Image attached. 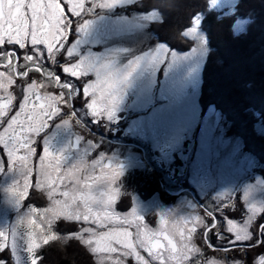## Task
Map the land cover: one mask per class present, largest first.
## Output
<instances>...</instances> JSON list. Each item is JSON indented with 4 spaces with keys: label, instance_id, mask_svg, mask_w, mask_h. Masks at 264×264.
<instances>
[{
    "label": "flooded vegetation",
    "instance_id": "obj_1",
    "mask_svg": "<svg viewBox=\"0 0 264 264\" xmlns=\"http://www.w3.org/2000/svg\"><path fill=\"white\" fill-rule=\"evenodd\" d=\"M100 1L84 0V8L88 11L82 12L80 17L71 16L74 25L68 47L64 52L40 58L38 67L43 69L41 73L35 71L30 61L23 60L26 54L35 55L30 44L26 45L25 49H18V46L14 45L0 47V51H16L12 60L17 65L13 71L4 67L7 61L0 58V72L5 74L0 77V84L3 85L0 87V105L7 106L9 94L15 97L13 106L18 105L26 94L24 89L32 80L37 82V88L30 96L32 103L38 105L42 102L35 100L37 93L41 96L48 93L56 95L62 90L68 97L67 108L52 120L42 134L40 144L42 145L44 140L47 141L49 154L45 156L42 147L38 148V154L35 156L29 155L26 149L18 148L11 163L14 165L26 161L33 166L39 163L40 157H44L43 161L51 171L53 188L58 177L68 179L77 190L80 186V194L84 196L79 197L77 201L87 205L94 217L97 216L98 209L93 206L103 205L105 210L99 217H102L106 224L116 225L120 232L126 229L131 233L128 238L130 244L136 243L137 232L149 246L158 241L162 247L153 250L164 255L165 264H209V261L214 264H264V234H259L258 231L259 226L264 225V213L254 215L249 220L252 209L255 208L258 212L264 210V197L260 202L256 198L257 204L248 211L249 208L245 206V200L246 203L249 202L247 172L234 181L233 174L228 172L220 174L215 181L210 178L216 172L201 159V127L195 124L189 132V126H182L181 133L185 130L186 134L190 133L189 137H185L179 133V124L163 123V120L155 117L153 108L154 103L159 102L160 92H147L145 108H135L136 103L132 101L137 98L138 84L135 83L136 78L133 81L129 79L135 77V68L126 66L138 56L139 46L134 44L132 48L128 41L116 38L117 30L121 26L117 24L118 19L121 16L129 17L121 11L123 7L113 6L112 10H104L105 8L99 7ZM6 2L10 5L12 0H0V13ZM44 2L47 3L48 0ZM78 3L79 0H63L61 8L67 12ZM130 5L126 4L125 7ZM84 22H88L89 26L82 32L79 28ZM129 36H133L131 32ZM39 47L46 55L44 46ZM69 48L73 53L71 56L67 55ZM79 61L85 64L89 61L97 62V66L93 72L81 76L78 80L64 74L62 65H75ZM105 65L110 66V70ZM123 68L126 69L124 74ZM24 70H28L27 78L16 75V71ZM122 74L129 79L124 85L118 79ZM54 76L61 78L58 87ZM9 78L15 83L9 84ZM88 81L94 84L89 92L97 100V111L103 113L110 106L113 97L121 96L118 121L95 122L79 93ZM115 82L116 86L109 87L115 85ZM67 84L72 85L71 92L65 87ZM162 98L164 101L166 96L163 95ZM175 99L174 104L172 103L176 105L175 108L172 107L173 114L177 113L181 102L179 96H175ZM211 111L208 110L203 115L199 112L198 118L201 119ZM213 112L212 115H215ZM161 116L164 118V115ZM65 120H69L67 125H64ZM219 126L222 128V125ZM157 128L160 131H156ZM0 134H3L5 139L8 138V134L3 133V128H0ZM28 135L33 140L36 139L35 133L29 132ZM222 136L228 139L223 133ZM208 145L215 146V142ZM0 148H3V144H0ZM240 149L238 151L241 155L248 156ZM7 151L4 149L0 152V158L9 164ZM100 152L105 153L104 158L99 157ZM220 157L227 159L225 155ZM119 166L122 168V176L119 174ZM252 173L255 174L253 171ZM33 179L27 196H31L32 190L39 191L35 188V177ZM45 193L42 194L48 204ZM29 207L41 209L34 205ZM208 212L214 214L216 226L206 235V230L197 226L195 217L200 216L205 222L211 223L212 217L208 216ZM103 213L112 217L111 222L103 217ZM228 220H232L233 224L229 225ZM67 222L82 227L80 221ZM245 222L251 227L252 239L235 242L237 231L244 235L241 229L246 227ZM230 226L235 229L232 233L228 232ZM194 227L196 230L192 231ZM169 239L175 245L174 252L170 251ZM193 245L201 252H189ZM137 250L148 258L143 250L138 247ZM185 255L189 257L187 261L184 260ZM133 259L136 260L134 256Z\"/></svg>",
    "mask_w": 264,
    "mask_h": 264
},
{
    "label": "rangeland",
    "instance_id": "obj_2",
    "mask_svg": "<svg viewBox=\"0 0 264 264\" xmlns=\"http://www.w3.org/2000/svg\"><path fill=\"white\" fill-rule=\"evenodd\" d=\"M134 1L136 0H113V2L112 0H101L100 2L104 4L101 6L102 9L112 10L113 6L122 8L125 7L126 4H132ZM234 4L235 2L233 0H211L208 3L210 10L220 13L221 15L231 14L234 11ZM156 19L157 15L150 13L145 16H121L117 21V24L121 26L118 28L119 30H117L118 37L116 38H120L122 41H128V44L132 46V48L134 44L139 46L138 56L132 63L126 66L128 68H135V77L132 76L129 79L133 81L136 78L135 83L137 82L138 84L137 98L132 102L135 101V108L144 109L147 102V92H154V94L155 92H160L158 98L159 102H155L154 100L153 112L155 117L163 120V123L174 122L175 124H179V133L182 131V126H189L190 132L193 126L198 124L201 127V159L203 162H206V165H208L213 172H216L210 177L211 179L215 181L216 178L221 176L220 174L228 172L233 174L232 178L234 179L232 181H234L241 178L243 174L248 173L247 178H249V182L247 185L249 188V195L247 199L249 202L247 201L246 203L245 200V206L249 208V211L250 208L255 207L257 199L260 202V199L262 200L264 197V182L258 175L252 173L254 168L257 167L255 160L250 156H244L239 153L238 150L241 148L239 140L230 142L222 136L223 130L219 126L221 119L218 114L212 115L211 111L201 119L198 118L199 109L197 108V96L200 89V73L203 65L202 63L207 54L206 40L200 29V19L196 18L192 27L185 32V37L195 42V46L191 51L186 53L172 52L161 44L141 50V44L144 43L146 39L149 40L147 34L144 33V29L150 22ZM244 28L245 22L238 21L233 30L235 33H240ZM129 32L133 35L132 37L129 36ZM125 33L126 38H124ZM162 65H164V69L161 70ZM124 71H126L125 68H123V74ZM130 72L133 75L132 71ZM161 72L163 77L158 79ZM123 74L122 76H125ZM122 76L120 75L118 77L120 81H122ZM129 79H127V81ZM163 95L166 96L165 102L162 98ZM175 96H179L181 102L179 103V110L177 113L175 112V114H173L172 107H176V105H172L173 100H176ZM182 111L183 114H181ZM161 115H164V118ZM156 131H160L159 128H157ZM185 132L186 130L180 135L184 134L185 137H189L190 133L188 132L186 134ZM171 136H174V134H171ZM214 142L215 146L208 145ZM222 153H225L224 155L227 159L220 157L224 156L221 155ZM24 162L21 164L14 163V165L5 162V169L3 172H0V250L9 249L14 264H32L34 256L33 253H30L28 250V245L32 240H35L41 246L44 244V237H49V241L57 237L54 228L58 227L62 222L66 223L69 228H74L75 225H77L69 223L66 220H59L62 219L60 210L64 207L65 202L71 204L73 210L79 211L82 215L88 207L77 201L79 197L84 196L80 194V191H82L80 186L77 190V187L71 184L68 179L65 178V181L60 179L61 177H58L54 183V188L52 187L53 181L51 171L45 164V161H43L42 164L40 160L37 165L33 166L29 162ZM9 167L11 171H9ZM29 169H31V173L26 181L25 173L28 172ZM45 169H47L50 179L40 174ZM34 177L36 183L39 182L40 184L38 188L35 186L36 189H39V191H35L37 192V196L44 197L42 193L46 192L45 194L48 198L47 206L40 210L35 209V211H33L32 207H29V203L26 205L31 197L30 195L27 196L28 188L32 187V180H34ZM26 183L27 187L25 186ZM5 189H9V191L5 192ZM33 191L34 190L31 191V194ZM65 191H68L67 197L61 195V193ZM50 192L51 195H49ZM12 199L19 201V208ZM57 200L61 203L56 204L55 201ZM263 203L264 202H262V204ZM93 208L98 209L97 216H101L102 211L105 210L103 205L98 207L93 206ZM106 215L107 214L103 213V217H106ZM57 216H61V218L57 219ZM91 217L94 216L91 214ZM30 221H35V224H31ZM80 223H82V227H80L78 231L81 229L82 232V229L85 227L94 229L96 235L92 236L90 233L84 234L85 238L92 236L94 241L92 247H97L96 241L99 240L100 233H105L109 230L120 232L116 225L106 224V222H104L105 227L101 228L92 222V218L87 222L81 219ZM128 242H130V240H128ZM106 243L107 241L100 240L99 248L103 249ZM85 246L91 252L90 248L87 245ZM112 247L117 248L118 251L115 253L102 250H98L96 253L91 252L97 264H116L117 260H122L123 264H138V262L133 259V256L123 255L125 251L129 250L124 248L123 245L116 244L113 240ZM13 248H15L14 252ZM36 250L37 249H35L34 252Z\"/></svg>",
    "mask_w": 264,
    "mask_h": 264
},
{
    "label": "trees",
    "instance_id": "obj_3",
    "mask_svg": "<svg viewBox=\"0 0 264 264\" xmlns=\"http://www.w3.org/2000/svg\"><path fill=\"white\" fill-rule=\"evenodd\" d=\"M209 1L136 0L121 11L128 16L157 15L144 29L149 40L141 44L142 50L161 44L172 52L191 51L195 42L185 32L200 19L207 54L200 73L199 112L212 110L219 115L223 135L239 140L242 153L255 160L253 172L264 182V0H233L234 11L227 15L210 10ZM238 21L245 22V28L235 33ZM162 77L161 72L158 79ZM28 201L26 205L38 208L47 204L35 191ZM79 228L64 222L54 228L57 237L35 251L38 264H97L88 248L73 237ZM0 261L14 264L9 249L0 250Z\"/></svg>",
    "mask_w": 264,
    "mask_h": 264
},
{
    "label": "snow or ice",
    "instance_id": "obj_4",
    "mask_svg": "<svg viewBox=\"0 0 264 264\" xmlns=\"http://www.w3.org/2000/svg\"><path fill=\"white\" fill-rule=\"evenodd\" d=\"M61 2L63 0H48L47 3L44 0H12V3L9 5L7 2L5 3L4 9L2 13H0V47L5 45H14L18 46V49H25L26 45H31V50L35 53V55H24L23 60H27L31 62V66H34L36 72H43L42 68L38 67L40 58H46L47 56H51L53 54H57L60 52H64L65 48L68 47L70 37L73 32L74 21L71 19L72 15L77 17L81 16L82 12L88 11L84 8V0H79V3L71 7L65 12L64 9L61 8ZM113 2V0H112ZM104 4H100L103 6ZM65 8H67V4H65ZM79 9V11L77 10ZM88 22H84L83 25L79 28L80 31H85L88 28ZM40 45H43L46 49L45 52L41 51ZM72 50L69 48L67 55L71 56ZM16 56V51H0V58H3L7 61V64L4 67H7L13 71L16 70L17 65L13 63L12 57ZM97 66V62L89 61L86 64L82 62H76L75 65H62V71L65 75L71 76L78 80L83 75H88L90 72H93ZM21 67V65H20ZM106 68L110 66L105 65ZM27 69V68H25ZM3 72H0V77L4 76ZM16 75L22 78H27L29 73L28 70L24 71H16ZM127 76H122V84L124 85L127 80ZM54 81L56 86L58 87L61 84V78L59 76H54ZM9 84L15 83L11 78L8 79ZM43 85H41L42 87ZM115 85H109V87H113ZM0 87H3L0 84ZM69 92L72 91V85H65ZM94 84L91 81H88L85 86L79 90L81 94V98L86 102V108L89 113L94 117L96 123H100L101 121H112L119 120L117 113L119 111V104L122 103L121 96L113 97L112 102L109 107L105 109L102 113L97 111L96 104L97 100L89 92V89H93ZM37 88V82L32 80L27 84L26 89H24L25 93L18 105L13 106V100L15 97L9 94L7 100V106L0 105V128H3V133L8 134V138L5 139L3 134H0V144H3V148H0V152L7 149V157L8 163H11L14 152L16 149H26L29 155H37L38 148L42 147L44 151V155L47 156L48 147L47 141L44 140L42 145L40 141H42V134L45 129H47L52 120L55 119L58 115H60L68 105V97L62 90L59 91L58 94L53 95L48 93L44 96L39 95L38 93L35 95V100L42 101L38 105L32 103L30 100L31 94ZM118 91V89H117ZM61 105L65 107L62 108ZM18 108V110H17ZM23 117V119H22ZM69 120L64 121V125H67ZM6 125V127H5ZM11 130V132H10ZM32 132L36 134V139L33 140L28 133ZM100 158L105 157V153H99ZM23 159V158H21ZM41 163L43 164L44 157H40ZM95 163V161H93ZM120 168V176L123 175L122 168ZM5 169V161L0 159V172H3ZM9 171L11 168L9 167ZM31 173V169L25 173V178L29 177ZM41 175L46 176L50 179V176L45 169ZM60 179H63L62 177ZM27 187V183L25 185ZM40 186L39 182L36 183V187ZM5 192L9 191V189H5ZM51 195V192L49 193ZM62 196L67 197L68 192H62ZM15 205L19 208L20 203L16 199H12ZM56 204H60L59 200L55 201ZM35 211V209H33ZM135 211V210H134ZM62 218L67 221H80L81 219L85 222L89 221L91 216V209H87L85 213L82 215L79 211L73 210L71 204L65 202L64 207L60 210ZM251 215H249V220L252 216H258L260 213H264V210L258 212L257 209L251 210ZM208 216L212 217L211 223L205 222V220L200 217H195V222L197 226H202L207 232H210L211 229L216 226L215 216L213 213L208 212ZM61 218V216H57V219ZM109 222H111L112 217H105ZM92 222L95 223L99 227H105L104 219L99 216L92 217ZM126 222V221H125ZM31 224H35V221H30ZM254 223V221H253ZM228 224L232 225V220H228ZM246 227L241 229L244 232V235H240L237 231L235 233L234 240L235 242L247 241L252 239V231L250 230V226L247 222H245ZM194 227L192 231H195ZM234 227H229L228 232H234ZM259 234H264V225H260L258 228ZM90 233L92 236L96 235L93 228L85 227L82 229V232L73 233L74 238L80 240L84 245H87L92 253H96L98 250H102L105 252L115 253L118 251L117 248L112 247V241L116 244L123 245L124 248L129 249L123 253L124 256H134L138 264H153V262H159V264H165V257L159 251H154V248L162 247L159 242L155 245L149 246L145 239L141 238L140 233L137 232V239L135 244H130L128 242V238L131 236L126 229L122 232H116L115 230H109L105 233H100L99 240L96 241L97 247H92L94 241L92 236L85 238L83 234ZM242 237H246V239H242ZM217 238H220L217 236ZM104 240L107 243L104 245L103 249L99 248V241ZM43 243H49V237L43 238ZM230 243H232L230 241ZM168 245L170 246V251H175V245L171 239L168 240ZM40 244L35 240H32L28 245V250L30 253H33L32 264H38V257L35 256V249H39ZM137 247L143 250L147 254V259L144 255H141V252L137 250ZM15 248H13V252ZM192 253H200L201 250L198 247L193 245L192 248L188 250ZM189 257L187 255L184 256V260L187 261ZM0 264H3L0 261ZM116 264H123L122 260H117ZM209 264H214V262L209 261Z\"/></svg>",
    "mask_w": 264,
    "mask_h": 264
},
{
    "label": "bare ground",
    "instance_id": "obj_5",
    "mask_svg": "<svg viewBox=\"0 0 264 264\" xmlns=\"http://www.w3.org/2000/svg\"><path fill=\"white\" fill-rule=\"evenodd\" d=\"M264 9V8H263Z\"/></svg>",
    "mask_w": 264,
    "mask_h": 264
}]
</instances>
